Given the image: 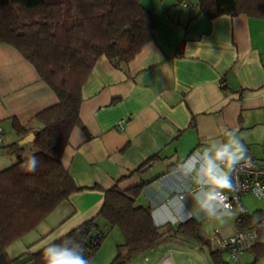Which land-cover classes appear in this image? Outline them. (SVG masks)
Returning a JSON list of instances; mask_svg holds the SVG:
<instances>
[{"label":"crops","instance_id":"obj_1","mask_svg":"<svg viewBox=\"0 0 264 264\" xmlns=\"http://www.w3.org/2000/svg\"><path fill=\"white\" fill-rule=\"evenodd\" d=\"M198 2L141 0L158 23L154 39L125 69L102 55L82 87V126L72 132L62 164L84 191L73 193L37 228L0 250V264L39 253L96 217L105 203L104 190L114 186L123 191L141 187L136 205L150 208L153 224L164 230L161 240L132 256L131 264H213L202 242L210 244L216 235L234 237L240 210L204 216L188 195L191 178L182 177L178 165L207 143L224 140L225 129H238L251 161L264 166V18L209 19L199 13ZM58 102L32 63L17 48L0 44V127L5 141L12 137L4 145L22 139L14 120L35 125L33 118ZM3 147L0 171L14 159ZM97 185L101 189H94ZM211 223L218 229L207 236ZM184 225L198 226L199 237L176 233ZM245 254L241 260L248 258ZM224 258L230 264L232 259Z\"/></svg>","mask_w":264,"mask_h":264},{"label":"trees","instance_id":"obj_2","mask_svg":"<svg viewBox=\"0 0 264 264\" xmlns=\"http://www.w3.org/2000/svg\"><path fill=\"white\" fill-rule=\"evenodd\" d=\"M198 1L199 13L209 19L243 14L264 18V0ZM157 29L155 16L141 0H0V44L17 48L59 99L33 118L35 125L24 127L14 120L20 138L35 134L32 143L3 147L17 162L0 171V250L37 228L73 193L84 191L62 164L72 132L82 126V87L102 55L112 66L125 69L154 39ZM32 154L40 164L29 173L22 165ZM141 190L123 191L117 186L104 190L105 203L98 215L56 243L65 238L79 241L90 260L99 252L104 229L117 228L124 243L117 247L112 264H131L137 251L164 236L163 228L153 224L150 208L136 205ZM240 219L242 230L259 232V244L250 250L255 257L251 264H259L264 260V212L257 210ZM198 230L184 225L176 233L197 239ZM202 243L209 247L213 264H229L223 257L227 249L213 250L209 242ZM42 254L43 250L27 253L13 264H44Z\"/></svg>","mask_w":264,"mask_h":264},{"label":"clouds","instance_id":"obj_3","mask_svg":"<svg viewBox=\"0 0 264 264\" xmlns=\"http://www.w3.org/2000/svg\"><path fill=\"white\" fill-rule=\"evenodd\" d=\"M224 136V140L212 141L196 149L178 165L182 177L191 178L188 195L206 217L219 218L228 214L224 194L235 187L234 171L243 163H251L239 130L225 129ZM220 144L223 147H218ZM194 160L196 163L192 164ZM39 164L40 158L32 154L22 167L34 173ZM202 181L203 192L200 191ZM84 253L83 243L65 238L60 243L49 242L42 255L44 264H89Z\"/></svg>","mask_w":264,"mask_h":264},{"label":"built area","instance_id":"obj_4","mask_svg":"<svg viewBox=\"0 0 264 264\" xmlns=\"http://www.w3.org/2000/svg\"><path fill=\"white\" fill-rule=\"evenodd\" d=\"M188 5V2L184 3V7ZM4 141L5 134L0 127V147L5 146ZM233 179L235 187L225 192L224 199L227 206L226 211L234 208L240 210L237 233L231 238H220L216 235L211 238L210 244L214 249H227L228 255L233 262L240 263L241 255L259 244V232L255 228L244 231L240 228L239 223L241 222L240 217L247 214V209L242 202L245 195L250 194L255 199H264V166H260L253 161L250 164L243 163L234 171Z\"/></svg>","mask_w":264,"mask_h":264},{"label":"rangeland","instance_id":"obj_5","mask_svg":"<svg viewBox=\"0 0 264 264\" xmlns=\"http://www.w3.org/2000/svg\"><path fill=\"white\" fill-rule=\"evenodd\" d=\"M12 140V137H9L5 141V143H10ZM17 162V157L14 156V159L12 162H7L5 163L2 169H7L10 168L13 164ZM244 206L248 207L249 213L252 214L256 212L257 210L263 208L264 209V199H255L253 196L249 195L248 197H244ZM205 227V226H204ZM218 229L217 224L211 223L209 226H206V233L207 236L214 234L213 232ZM105 231V237L103 239V242L101 244V247L99 249V252L94 256L92 259L89 260V264H112L113 260L115 257L118 255L119 250H117V245L123 243V237H121V234L119 230L116 228L115 230H110V229H104ZM215 235V234H214ZM247 259L243 257L241 260L242 263L251 261L253 263L255 261L254 255L251 253L247 252ZM227 259L230 257H227L226 255L224 256ZM230 264H235L233 260L230 261ZM259 264H264V260H261Z\"/></svg>","mask_w":264,"mask_h":264},{"label":"water","instance_id":"obj_6","mask_svg":"<svg viewBox=\"0 0 264 264\" xmlns=\"http://www.w3.org/2000/svg\"><path fill=\"white\" fill-rule=\"evenodd\" d=\"M35 134L33 133V134H30V135H28V136H26V137H24V138H22L21 139V141H19L18 143H17V145L18 146H25V145H28V144H30V143H32L34 140H35Z\"/></svg>","mask_w":264,"mask_h":264}]
</instances>
